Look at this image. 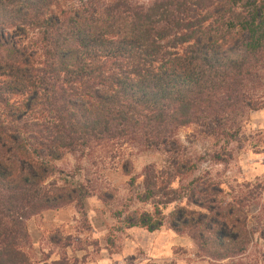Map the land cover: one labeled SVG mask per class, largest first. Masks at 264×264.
I'll use <instances>...</instances> for the list:
<instances>
[{
	"label": "trees",
	"instance_id": "obj_1",
	"mask_svg": "<svg viewBox=\"0 0 264 264\" xmlns=\"http://www.w3.org/2000/svg\"><path fill=\"white\" fill-rule=\"evenodd\" d=\"M263 73L264 0H0V264H30L31 219L105 201L55 163L125 146L165 155L139 176L137 200L153 211L128 214V228L168 225L198 258L242 256L248 195L230 201L197 176L200 159L176 148V133L235 139L264 109Z\"/></svg>",
	"mask_w": 264,
	"mask_h": 264
},
{
	"label": "rangeland",
	"instance_id": "obj_2",
	"mask_svg": "<svg viewBox=\"0 0 264 264\" xmlns=\"http://www.w3.org/2000/svg\"><path fill=\"white\" fill-rule=\"evenodd\" d=\"M134 1L147 4L150 0ZM176 139L180 152L200 159L196 175L220 183L223 197L233 201L248 195L252 238L242 256L223 261L198 258L191 238L176 234L168 225L155 232L128 228L123 223L128 214L153 211L151 205L137 200L139 176L148 165L161 168L165 155L125 146L113 153L93 149L82 155L68 154L55 163L64 175L90 180L96 194H105V201L99 194L86 199L85 216L70 205L31 219L24 248L30 264H264V109L244 117L235 139L205 138L194 126L180 129ZM215 153L232 157L227 163H216L212 160ZM55 178L60 185L59 175ZM183 188L194 187L188 181Z\"/></svg>",
	"mask_w": 264,
	"mask_h": 264
}]
</instances>
